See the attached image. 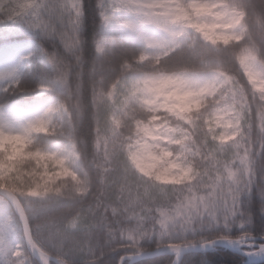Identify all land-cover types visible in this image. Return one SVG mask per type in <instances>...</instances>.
I'll return each mask as SVG.
<instances>
[{"label":"clouds","instance_id":"1","mask_svg":"<svg viewBox=\"0 0 264 264\" xmlns=\"http://www.w3.org/2000/svg\"><path fill=\"white\" fill-rule=\"evenodd\" d=\"M0 25L32 37L0 60V264L264 259V0H0Z\"/></svg>","mask_w":264,"mask_h":264},{"label":"trees","instance_id":"2","mask_svg":"<svg viewBox=\"0 0 264 264\" xmlns=\"http://www.w3.org/2000/svg\"><path fill=\"white\" fill-rule=\"evenodd\" d=\"M32 40V37L29 33L15 29V28H5L3 25H0V58L10 55L15 46L20 43H28ZM40 65L33 70L34 76H39ZM258 201L254 202V209L257 208ZM257 230H259L261 224H264V218L259 217L257 213ZM166 257H161L154 264H163ZM207 260L209 264H242L246 258L241 255L239 252L231 250L218 248L214 250L202 251V252H191L185 255L184 261L185 264H202L203 261ZM254 264H264V262H255Z\"/></svg>","mask_w":264,"mask_h":264},{"label":"water","instance_id":"3","mask_svg":"<svg viewBox=\"0 0 264 264\" xmlns=\"http://www.w3.org/2000/svg\"><path fill=\"white\" fill-rule=\"evenodd\" d=\"M218 248L231 249V250L237 251V252H239L241 255H243V256L246 258V260L248 259L247 256L244 254V252L241 251V250L239 249L238 246H237V247H233V246H231L230 244L221 243V242H217L214 246L208 247V248H206V249L192 250V251H190V252H187L186 254L191 253V252H202V251L214 250V249H218ZM186 254H185V255H186ZM185 255H184V257H185ZM255 262H264V259H259V258H258V259H256V260L254 261V263H255ZM242 264H243V263H242Z\"/></svg>","mask_w":264,"mask_h":264},{"label":"rangeland","instance_id":"4","mask_svg":"<svg viewBox=\"0 0 264 264\" xmlns=\"http://www.w3.org/2000/svg\"><path fill=\"white\" fill-rule=\"evenodd\" d=\"M23 44H25V43L17 44V46H18V45H23ZM4 57H5V56H4ZM4 57L0 58V60H2Z\"/></svg>","mask_w":264,"mask_h":264}]
</instances>
